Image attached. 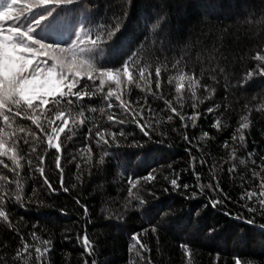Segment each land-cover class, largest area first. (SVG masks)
<instances>
[{
	"label": "trees",
	"instance_id": "1",
	"mask_svg": "<svg viewBox=\"0 0 264 264\" xmlns=\"http://www.w3.org/2000/svg\"><path fill=\"white\" fill-rule=\"evenodd\" d=\"M8 1L0 0V9ZM25 13L32 38L54 47L70 46L84 26L96 35L118 22L119 31L101 45L100 63L118 69L135 55V64L131 84L127 77L120 85L105 80L102 92L79 102L83 123L69 120L61 133L59 166L41 129L17 118L33 134L17 132L29 141H21L19 166L0 157L9 166L0 165L6 177L0 207L8 215L0 217V264H235L236 258L264 264V61L255 59L264 55V0H81ZM36 59L51 63L43 53ZM180 74L184 88L177 94ZM189 76L199 80L194 97ZM108 91L113 95L106 99ZM117 94L142 110L150 135L122 111ZM193 113L200 115L189 119ZM244 116L250 126L241 142L236 129ZM41 123L50 133L48 121ZM121 129L126 135L113 140ZM104 130L109 144L97 143L96 132ZM129 179L137 181L131 197ZM172 179L187 189L173 188ZM37 247L47 251L38 254Z\"/></svg>",
	"mask_w": 264,
	"mask_h": 264
},
{
	"label": "snow or ice",
	"instance_id": "2",
	"mask_svg": "<svg viewBox=\"0 0 264 264\" xmlns=\"http://www.w3.org/2000/svg\"><path fill=\"white\" fill-rule=\"evenodd\" d=\"M78 3H81V0H34L33 3H29L28 0H9L7 7L0 9V157H8L17 166H19L20 159L23 158L20 149L21 141L24 144L29 143L23 136H18L17 132L24 133L27 131L29 135L33 134L28 126L19 124L17 118L29 120L33 125L41 129L44 135L47 136L48 147L55 148L57 165L59 166L63 145L62 142L56 141L59 138V134L65 132V126L69 124V120L75 123L76 117H81V123H83L85 108L79 102L91 99L97 92H102L105 78L117 85L123 82V77L128 78L129 84L133 82L131 68L135 64V55L125 60L124 64L118 69L102 65L99 59L105 50L101 45L107 44L115 36L116 32L119 31L118 22L110 28L104 26L105 31L96 35H93L91 30L84 26L77 32L74 42L68 47H54L38 42L31 36V33L35 29L23 23L26 11L30 13L32 10L41 7H60L62 5ZM20 4H23V7L17 10V6ZM41 19H46V17H41ZM9 20L14 21V23L5 27V22ZM98 41L100 42L99 44ZM38 53L46 55L51 63L48 64L45 60H37ZM255 59L264 61V55L257 53ZM121 73H123V76ZM259 74L264 76V68L260 70ZM139 75L141 79H144L146 69L143 67L139 68ZM160 75L161 70L157 67L155 70V85L157 89L161 88ZM251 75L250 71L248 76ZM38 80L39 84H37ZM96 80H99V86L96 85ZM184 80L185 75L180 74V82L175 87L177 94L182 92ZM198 84V79L192 76L188 77V86L192 91L193 97L195 96V87ZM137 86L139 87V85ZM112 95V91H108L105 98H110ZM115 99L120 101L118 106L122 111L131 114L132 122L141 129L143 134L145 136L150 135L148 126L141 123V120L144 119L142 110L139 113L136 112L132 109L131 102L122 100L119 94L116 95ZM165 104L171 108L174 114L176 113V109L172 107L170 100H166ZM109 107H113V105L109 104ZM192 107L195 108L196 105L193 104ZM74 108H79L80 111H74ZM91 110L95 111L96 109L91 108ZM212 110V108H209L207 112L211 113ZM149 111H151L150 107ZM199 115V113H193L189 119H196ZM137 116L140 118L137 119ZM42 117L48 121L51 127L50 133L49 129L45 128L44 124L41 123ZM172 118V116H168L169 120ZM109 119L112 120L113 117L110 116ZM181 119L184 120V116L181 115ZM115 122L120 124L125 123L121 119H117ZM218 124L219 121L213 126L218 127ZM249 126L248 117L244 116L239 127L236 129L240 133L239 140L241 142L246 140L243 130L248 129ZM105 131L96 132L97 143L100 140H103L105 144L110 143L104 135ZM90 135L91 132H89ZM111 135L113 140H115L117 135L123 136L126 133L121 129L118 133H111ZM185 139H188V137L185 136ZM232 139H236L235 134H233ZM223 146L228 147V141H225ZM89 151H91L90 146ZM91 158V155H89L88 159L91 160ZM43 160L44 158L41 157V163H43ZM262 160H264V157H262ZM100 162L103 163V157H101ZM0 165H3L5 168L9 167L3 160H0ZM11 171L18 175L16 168H12ZM40 171L43 174V169ZM254 174L258 175V173ZM152 178L151 175L148 177V179ZM5 179L6 177L0 174V180ZM45 183L52 191H55L47 180V177H45ZM129 184L131 187L128 189V195L131 197L133 195L132 189L136 187L137 181L129 179ZM61 186H63L62 175ZM171 186L176 189L180 187L187 189L188 187L187 185H180L177 179L171 180ZM261 188L264 189V182L261 183ZM220 191H223V189H220ZM195 194L193 193V195ZM253 195H256V193H248L249 198ZM259 195L264 196V191H261ZM20 199L21 197L17 195L16 200L20 201ZM4 203V196L0 195V206ZM216 203H220V201H213V204ZM261 205L264 206V201H261ZM24 206L22 204V207ZM255 210L254 207L248 208L250 212ZM86 211L87 208L85 206ZM0 217H3L5 220L8 219V215L3 207H0ZM32 235L34 238L36 237V233ZM137 236L138 234H134V238H137ZM44 243L49 242L45 241ZM83 243L88 253L91 254V248L87 247L90 245V241L86 236L83 238ZM28 247L29 245L25 244V249ZM141 247L147 248L142 242ZM182 247L187 248L186 245H182ZM35 251L38 254H42V251H47V249L42 250L37 247ZM235 264H241L239 258H236Z\"/></svg>",
	"mask_w": 264,
	"mask_h": 264
},
{
	"label": "rangeland",
	"instance_id": "3",
	"mask_svg": "<svg viewBox=\"0 0 264 264\" xmlns=\"http://www.w3.org/2000/svg\"><path fill=\"white\" fill-rule=\"evenodd\" d=\"M8 2H9V1H8ZM25 15H26V16H25V19H26V18H27V16H28V14H27V13H25ZM25 19H24V20H25ZM105 80H108V79H107V78H105ZM65 128H66V126H65ZM60 135H61V133L59 134V137H60ZM58 139H59V138H58ZM56 142H58V140H57Z\"/></svg>",
	"mask_w": 264,
	"mask_h": 264
}]
</instances>
